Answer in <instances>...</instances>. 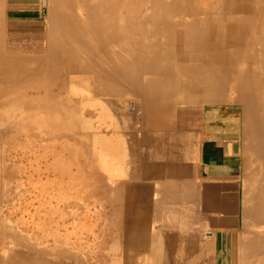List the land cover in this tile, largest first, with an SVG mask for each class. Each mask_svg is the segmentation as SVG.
I'll use <instances>...</instances> for the list:
<instances>
[{"label":"bare ground","instance_id":"1","mask_svg":"<svg viewBox=\"0 0 264 264\" xmlns=\"http://www.w3.org/2000/svg\"><path fill=\"white\" fill-rule=\"evenodd\" d=\"M34 1L0 0V127L5 129L4 134H2L4 138L11 133L16 135L20 130H22L20 132H24L27 129L32 128L33 130L35 128L36 131V127L52 134L63 132L61 129L64 131L72 130L77 135L81 134L79 138L74 137L80 142L81 147L88 148L90 141L91 143L97 142L103 145L109 154H112L114 149L113 136L109 133L103 135L97 133L95 138H91L88 135L90 121L95 119L94 114L83 110L80 119L75 115V111L79 109V104L71 97L74 95L75 88L73 90V86L76 84H85L87 87L94 84V95L96 97H109L110 99H105V103L110 109H114L116 106L114 98L131 95L129 94L131 93L129 92L130 89L127 90V93L122 91V83L128 87H135L136 95L145 102L143 108H145L147 115L150 114L151 110L160 109V107L154 108L160 104L154 99L170 91L169 86L152 85L154 83L166 82L169 84L175 81L179 82L180 86L183 80L187 85H194L195 91L199 92L204 100L212 99L209 102H214L213 100L221 102L223 94L229 88L237 94L236 101L240 103L244 114L247 109V103L245 105L244 102L249 101L248 95L252 96L256 91L253 85L256 81L259 86L261 85L262 80L253 78L249 72L250 67H255L256 70L264 72V0H41V7L47 10V13L42 10L44 21L30 23L25 29L34 27L40 30L39 33L41 32L43 36L40 41L44 45L43 51L45 53L39 57L18 56L17 54L20 52L18 48L26 38L22 29H18L16 26L14 28L8 26L9 12L18 10V6L32 4ZM190 1H195L197 4L189 12L183 9V5ZM249 31L253 34L250 35ZM169 63L173 66L177 64L176 71H172L173 66ZM182 76L186 79H183ZM81 88H77L78 91ZM83 91L85 90L83 89ZM87 93L90 92L87 91ZM90 95L91 93L88 96ZM220 97L221 99H219ZM160 105L163 111L167 110L166 104ZM110 109L108 108V110ZM109 112L107 111L108 115ZM97 118L100 120L99 116ZM109 118L113 117L109 116ZM117 126L113 125L112 132L117 129ZM32 138L31 140H33ZM87 148L85 149L86 152H88ZM124 153L126 154V152ZM104 157V159L107 158ZM98 162L95 173L98 169L103 172L102 165L100 164L101 167L97 165ZM103 162L101 163L103 164ZM106 162L107 166L105 168L104 163L103 169L108 172L114 168H111L114 164L112 165L113 161L110 163L108 159ZM118 168L120 169L119 166ZM117 169L115 167L114 171ZM122 169L123 167L120 169L122 171L120 174L123 178L124 174L126 176L128 173L127 169L125 170L127 174ZM120 170H117L119 177ZM10 173L8 170L7 174ZM107 174L109 175V172ZM91 188L95 191L94 195L96 196L97 189L94 186ZM124 193L126 194V192ZM63 197L65 198L64 195ZM125 197L127 198L126 195ZM70 202L72 205L73 202L71 200ZM138 203L140 202L138 201ZM245 212L247 217V211L243 213L245 214ZM143 213L145 214L144 211ZM243 213L241 212V214ZM253 217L255 219L251 227L248 226L247 219L243 218L245 236L239 244L242 260L239 264H264V198L258 202ZM126 218L124 220L128 221ZM130 220H133V217ZM108 227L110 228V225ZM149 228L151 229V227ZM9 233L0 228V238L6 241V244L0 248V255H8L9 257L5 261L10 264H90L89 260L93 261L90 255V258L87 255L86 257L79 256L78 251H75L76 245L74 246L70 240L68 242L70 248L58 250V247L63 246L64 243L60 236L56 238L55 235L53 236V238L55 237V253H49L53 254V259L51 262H47L39 258L41 252L30 247L31 245L28 246L23 238ZM108 233L111 234L112 231L109 229ZM57 234L59 233L57 232ZM102 235L103 232L101 231V237ZM114 247L117 249L116 245ZM205 252V249L201 247L200 259H203ZM114 253L113 247L110 244L105 246L102 240L100 247L95 251L97 255L102 254L109 257V261H102L124 264V262L115 260L118 258L119 251ZM44 254L47 255L48 252H44ZM153 254L155 253L153 252ZM186 264L200 263L198 261V263Z\"/></svg>","mask_w":264,"mask_h":264},{"label":"crops","instance_id":"2","mask_svg":"<svg viewBox=\"0 0 264 264\" xmlns=\"http://www.w3.org/2000/svg\"><path fill=\"white\" fill-rule=\"evenodd\" d=\"M7 24L22 29L26 38L18 48V56H43L44 45L40 41L43 36L39 29L28 27L26 30L30 23L15 24L10 19ZM152 85L169 86L170 91L154 99L163 106L166 104L167 110L163 111L159 104L154 108L160 109L151 110L149 115L144 112L142 126L135 121L131 124L132 119H129L127 127L120 126L109 133L114 142L111 160L114 168L108 171L109 175L112 172V176L106 170L101 172L98 169L95 180L98 182L95 183L97 243L100 245L102 240L105 246L110 244L115 253L119 251L115 260L127 264H186L198 261L200 264H239L242 261L241 251L232 258V246L234 231L242 229L239 203L243 168L239 150L242 107L228 101L182 109L174 102L187 105L204 100L195 91L194 85H187L183 80L180 86L175 81ZM124 113L123 116H126L127 113ZM66 166L73 167L65 173L68 198L74 202L80 197L88 204L90 182L94 183L90 180L88 159L76 163L71 161ZM118 166L120 169L123 167V171L129 167L126 170L128 174L125 171L127 175L124 174L123 178ZM115 167L121 171L120 177L117 170L114 171ZM84 208L81 206L78 211V207L72 204L67 212L70 215L67 222L72 236L70 241L77 248L89 245L88 233H83L89 222L88 211ZM125 217L128 221L124 220ZM132 217L133 220H130ZM201 247L206 251L203 259L199 256ZM103 256L101 260L109 261L108 256ZM159 260H162L161 263Z\"/></svg>","mask_w":264,"mask_h":264},{"label":"rangeland","instance_id":"3","mask_svg":"<svg viewBox=\"0 0 264 264\" xmlns=\"http://www.w3.org/2000/svg\"><path fill=\"white\" fill-rule=\"evenodd\" d=\"M196 4L197 3L195 1H190L186 5H183L184 7L183 9H186L190 12L191 9L194 8ZM17 8L18 10L9 12L10 20L15 24L43 22L44 19L42 17V14H44V12H42V10H45V13H47V10L41 7V0H35L34 2H32V4L26 6L21 5L18 6ZM249 34L251 35L253 33L249 31ZM171 69L172 71H176V66H173ZM249 73L253 78L262 80L260 86L259 83H257L256 81V83L253 85L256 88V91L252 94V96L248 95L249 101L244 102L245 105L247 103L246 105L247 109L245 108L246 109L245 114L244 112H242L243 113L242 137L239 144L240 145L239 150L243 162L242 176L240 178V185H241V197L239 198V203L241 204L240 211L242 213L244 211H247L248 214L247 217L245 216L246 212L245 214L244 213L241 214V222L244 219H247V224L249 227H251L253 224L252 222L255 219L253 215L256 206L258 202L264 198V167H263L264 166L263 164L264 162L263 159L264 158V78H263L264 72L263 71L261 72L260 70H256L255 67H250ZM84 85L85 84L74 85L73 90L75 88V91H74V95H72L71 98L72 100L77 101L79 104L78 106L79 109L75 111V115L78 116L79 119L81 118V114L83 110L85 112L89 111L94 114L95 119L94 121H90L89 131H88V135H90L91 138L97 135V133L100 135L111 133L112 130L114 129L113 128L114 124L116 126L118 125L117 129L120 126L127 127L129 125L128 123L129 119H132L131 124H133L135 121L137 125L139 126L143 125L144 112H145V108L143 107H145V102L141 97L136 95L137 90L135 87L132 86L128 87V85L122 83L121 84L122 91L124 93H127V90L130 89L129 92L131 93L129 94L131 95H125V96L122 95V97H118L116 99L114 98L115 99L114 103L116 106L114 107V109H110V107H108L107 104L105 103V99L107 97H101V96L96 97L94 95V90H95L94 84L90 85V87ZM77 88L79 89L81 88L80 90L81 92L78 91ZM83 89L85 91H83ZM87 91L91 93L90 96H88L90 93H87ZM233 92L234 91H231L229 88H227L226 92L223 94V98L221 102L220 101L216 102L215 100H213L214 102H209L210 100H212L210 99L209 101L201 100L199 102H190V104L187 105L182 102L181 103L174 102V104H176V106L179 105L178 107H181L183 109L187 106L204 105L208 103L219 104L229 100L228 103L240 106V103L236 101L237 94ZM140 93H142V91H140ZM107 99L110 98L108 97ZM219 99H221V97ZM94 101L95 103H93ZM47 104H49V101H47ZM100 108L102 109L100 110ZM108 108L110 110H108ZM107 111L108 112L110 111L109 115L107 114ZM124 112L127 113L126 116H123L125 115ZM98 116L100 117V120H97ZM109 116L113 118L110 119ZM128 116H130V118ZM4 130L5 129L3 127L2 128L0 127V223H2L0 228L6 230L8 233L10 232L9 234L11 235L13 234L14 236L19 235L20 238H23L26 241L28 246L31 245L30 247L41 252L39 258H41L44 261L51 262L53 259V254L55 253V244H54L55 237L53 238V236L56 235V238L57 236H60L61 239L63 240L62 242L64 243V245L59 246L58 250L60 248H61L60 250H64L66 248L68 249L71 247L68 245V242L70 240V237L72 236L70 233L67 234L68 232H70V230H68L69 225L67 224L70 215L67 212L69 211L68 208L71 206V202L70 199L67 197V193L65 191V179H64L65 176H63L66 170L70 169L71 166H66V164L71 163V161L76 163V162H80L81 159L84 160L88 159L90 180H93L94 182L96 180L95 170L97 168L96 167L97 161H99L97 165H99L100 167L102 165L101 168L102 170H104L103 169L104 166L105 168L107 166L106 159H108L111 163L113 154H109L108 151L104 149V146L98 144L97 142L91 143L90 141L88 148L87 147L84 148V146L81 147L80 142L74 139V137H78V138L81 137V134L77 135V133L72 132V130L64 131L61 129V131L63 132L52 134L46 131L44 132V129L39 130V128L37 129L36 127V131L35 128H33V130L32 128L29 130L27 129L24 132H20L22 131L20 130L17 133L18 135L17 134L14 135L13 133H11V135H9L8 137H6L7 136L6 135L5 138L2 136V134H4L3 133ZM33 131L35 132L33 133ZM70 137L73 138L71 139ZM31 138L33 140H31ZM77 141L78 143H76ZM86 148L88 152H86L85 150ZM104 156H106L107 158L104 159L105 158ZM101 162H103V164L105 163V165L103 166ZM8 170L11 172L9 175L7 174ZM110 176H112V174ZM94 184L95 182L92 184L90 182L88 204L85 200L82 201L80 198H78V200L73 202V205L74 206L76 205L78 207V210H80L81 206H84L85 210L87 209L88 211L89 223L88 226L83 229V233L85 232L88 233L90 239L88 247L86 245L83 246L80 245L78 246L79 250L78 248H76L75 251L76 252L78 251L77 252L78 255L82 257L83 256L86 257L87 255L88 258H90L89 255L92 256L93 261L89 260L90 264H112L111 262L109 263L102 261L101 259L104 257L102 254L101 255L95 254V251L98 250L100 245H97V226H95L97 225L96 223L97 203L96 201H94L96 200L94 195L95 191L92 190L91 188L92 185L95 187ZM256 184L258 185V189ZM56 186L59 193L57 192V190L55 191L54 187ZM63 195L65 196V198L64 197L62 198ZM50 199L52 200L50 201ZM2 221L5 223H3ZM7 224L10 226H8ZM5 225L8 226L7 227L8 229L5 228L6 227ZM244 227H245V221L242 222V229H238V231L236 230L233 233L232 253L234 256L232 255V258L236 257L237 254H239L240 252L239 244L241 239L242 238L244 239L245 236L243 230ZM11 228H13L14 230ZM63 231L65 232L63 233ZM250 231L252 230L250 229ZM253 231L256 232V230ZM57 232L59 234H57ZM4 244H6V241L3 240V238H0V248H2ZM33 245L37 247H34ZM85 247L87 251L85 250ZM44 249L45 250L47 249V251H45ZM44 252H48V254L46 255L44 254ZM50 252H52L53 254H49ZM7 257L9 256L4 254L3 256L0 255V264L3 263L10 264L9 262L5 261L8 259Z\"/></svg>","mask_w":264,"mask_h":264}]
</instances>
